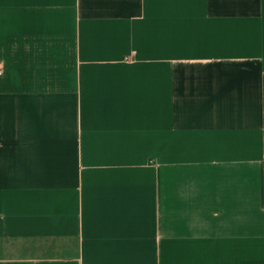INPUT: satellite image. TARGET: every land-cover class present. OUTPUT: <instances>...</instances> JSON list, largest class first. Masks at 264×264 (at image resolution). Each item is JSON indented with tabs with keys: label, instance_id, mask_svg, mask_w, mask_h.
Returning a JSON list of instances; mask_svg holds the SVG:
<instances>
[{
	"label": "crops",
	"instance_id": "obj_1",
	"mask_svg": "<svg viewBox=\"0 0 264 264\" xmlns=\"http://www.w3.org/2000/svg\"><path fill=\"white\" fill-rule=\"evenodd\" d=\"M0 264H264V0H0Z\"/></svg>",
	"mask_w": 264,
	"mask_h": 264
}]
</instances>
